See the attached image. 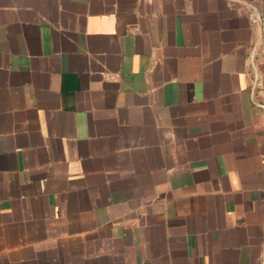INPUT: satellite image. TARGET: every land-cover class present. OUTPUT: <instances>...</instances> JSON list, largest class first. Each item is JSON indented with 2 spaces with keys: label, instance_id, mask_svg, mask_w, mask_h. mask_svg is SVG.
Masks as SVG:
<instances>
[{
  "label": "crops",
  "instance_id": "1",
  "mask_svg": "<svg viewBox=\"0 0 264 264\" xmlns=\"http://www.w3.org/2000/svg\"><path fill=\"white\" fill-rule=\"evenodd\" d=\"M264 0H0V264H264Z\"/></svg>",
  "mask_w": 264,
  "mask_h": 264
},
{
  "label": "built area",
  "instance_id": "2",
  "mask_svg": "<svg viewBox=\"0 0 264 264\" xmlns=\"http://www.w3.org/2000/svg\"><path fill=\"white\" fill-rule=\"evenodd\" d=\"M254 14H255L254 17L257 18V20L259 21V23L261 25V29H262V51H263V54H264V13H259L258 11L257 12L254 11Z\"/></svg>",
  "mask_w": 264,
  "mask_h": 264
},
{
  "label": "water",
  "instance_id": "3",
  "mask_svg": "<svg viewBox=\"0 0 264 264\" xmlns=\"http://www.w3.org/2000/svg\"><path fill=\"white\" fill-rule=\"evenodd\" d=\"M244 2V1H243ZM245 4H247L249 7H251L255 12H257V8L255 6H253L252 4L250 3H247V2H244Z\"/></svg>",
  "mask_w": 264,
  "mask_h": 264
}]
</instances>
